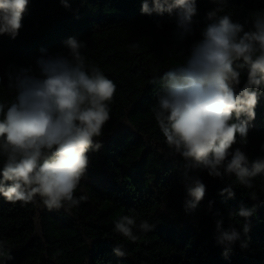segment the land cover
Segmentation results:
<instances>
[{
    "label": "trees",
    "instance_id": "1",
    "mask_svg": "<svg viewBox=\"0 0 264 264\" xmlns=\"http://www.w3.org/2000/svg\"><path fill=\"white\" fill-rule=\"evenodd\" d=\"M67 3L29 0L18 36L0 35V102L12 98L5 73L21 67L36 70L38 58L66 54L65 41L75 38L87 44L82 50L87 63L117 85L111 119L97 138L102 148L88 153V171L74 193L77 198L86 195V201L70 211H48L0 196V264H264V176L254 180L256 200L249 196L253 189L239 185H233L234 197L221 195L234 177H210L206 170L186 168L181 157L168 156L151 113L159 77L189 54L208 23L206 13L217 5L197 0L194 34L181 41L175 35V16L142 14L143 0ZM224 8L247 30L254 15L264 12V0H227ZM133 43L139 50L130 48ZM154 77L156 84L151 83ZM244 82L246 74L239 87ZM255 111L244 148L250 162L264 157V94ZM3 163L0 155V168ZM195 178L205 184V197L196 210L186 211L191 199L186 189ZM242 206L254 208L247 237L242 230L245 218L233 215ZM125 215L155 228L147 233L134 229L139 239L129 241L114 231L115 222ZM218 220L225 230L233 226L240 231L241 239L231 246L218 244ZM244 242L246 248L241 247ZM118 244L124 245L126 256L114 254Z\"/></svg>",
    "mask_w": 264,
    "mask_h": 264
},
{
    "label": "clouds",
    "instance_id": "2",
    "mask_svg": "<svg viewBox=\"0 0 264 264\" xmlns=\"http://www.w3.org/2000/svg\"><path fill=\"white\" fill-rule=\"evenodd\" d=\"M226 2L213 0L217 6L206 13L208 23L200 29V38L192 43L189 54L159 77L151 113L168 156H179L186 168L206 170L210 177H234L221 195L234 197L233 185H239L253 189L249 196L256 200L254 180L264 176V157L250 162L244 148L264 94V12L256 13L251 27L245 30L244 24L225 13ZM28 3L0 0V35L18 36ZM61 3L69 6L67 0ZM151 3L152 7L149 0H143L142 14L174 15L175 35L181 41L194 34L197 0ZM86 47V42L69 38L65 41L66 54L41 56L36 70L21 67L5 73L12 98L0 102V155L4 157L0 196L7 202L70 211L87 200L86 195L77 198L74 193L88 171V153L103 146L97 138L102 137L111 119L110 105L117 85L98 66L87 63L82 52ZM130 48L139 50V44ZM245 74L246 82L239 87ZM151 83L156 84L157 78ZM237 143L239 146L233 148ZM260 191L264 192V185ZM186 192L191 198L186 201V211H194L205 197L206 186L195 178ZM253 212L254 208L242 206L233 214L245 218V237ZM154 228L147 220L137 224L135 216L125 215L115 222L114 231L135 242L139 236L134 229L147 233ZM216 230L220 245L231 246L241 239V232L233 226L225 230L222 220L216 222ZM241 247L246 248L247 243ZM113 252L118 257L127 254L122 244Z\"/></svg>",
    "mask_w": 264,
    "mask_h": 264
}]
</instances>
